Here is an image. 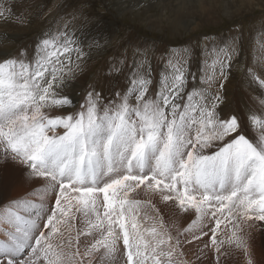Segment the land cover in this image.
Segmentation results:
<instances>
[{
    "label": "snow or ice",
    "instance_id": "1",
    "mask_svg": "<svg viewBox=\"0 0 264 264\" xmlns=\"http://www.w3.org/2000/svg\"><path fill=\"white\" fill-rule=\"evenodd\" d=\"M22 20L0 5V22ZM234 53L211 49L199 78L174 53L158 84L137 63L125 89L90 84L78 106L65 89L85 53L68 32L0 59V166L34 185L0 200V264H257L264 98L259 115L230 105ZM245 75L264 88V64Z\"/></svg>",
    "mask_w": 264,
    "mask_h": 264
},
{
    "label": "rangeland",
    "instance_id": "2",
    "mask_svg": "<svg viewBox=\"0 0 264 264\" xmlns=\"http://www.w3.org/2000/svg\"><path fill=\"white\" fill-rule=\"evenodd\" d=\"M0 5L13 6L23 17L0 22V59L31 50L45 33L66 31L77 40L85 55L65 89L74 104L90 84L105 95L125 89L141 62L158 84L174 53L199 78L205 61L211 62V49L225 46L235 49L225 95L234 90L264 98V88L245 75L247 68L264 64V0H0ZM233 103L239 108L242 101Z\"/></svg>",
    "mask_w": 264,
    "mask_h": 264
},
{
    "label": "bare ground",
    "instance_id": "3",
    "mask_svg": "<svg viewBox=\"0 0 264 264\" xmlns=\"http://www.w3.org/2000/svg\"><path fill=\"white\" fill-rule=\"evenodd\" d=\"M229 80L233 81L232 78H230ZM193 84H197L198 87L200 86L197 80ZM83 96L84 94H80V96H78L79 101L74 105L78 106V104L82 102ZM262 96L263 95L258 92L244 93L239 91V93H237L232 90L231 96H227V98L232 107H236L233 103L235 100L238 101L241 99L242 104L239 103V108H242L246 115H251L249 109H252L253 112L259 115L260 106L258 101L262 98ZM241 105L244 106L241 107ZM75 110H78V107L66 109V111ZM249 130L252 133L258 135V129L255 126L250 125ZM33 187L34 185L25 177V175L19 168L11 164L7 166H0V200H7L17 196L25 195L26 193L31 191ZM158 207L163 208L164 206L158 203ZM164 210L169 213L171 212V210L169 209ZM171 218L176 224L179 225L180 228L186 227L190 220V217L182 215H174ZM251 244L254 252V259L256 260L257 264H264V231H261L259 229L255 230L252 234ZM185 251L187 253L186 258L192 259L195 248H186ZM227 264H244V258L238 254L234 255L228 258Z\"/></svg>",
    "mask_w": 264,
    "mask_h": 264
}]
</instances>
